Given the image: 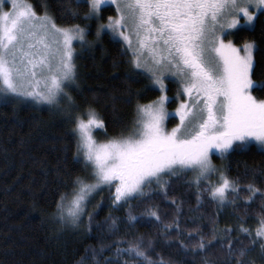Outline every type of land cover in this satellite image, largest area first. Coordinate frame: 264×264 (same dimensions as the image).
<instances>
[{"label": "snow or ice", "instance_id": "1", "mask_svg": "<svg viewBox=\"0 0 264 264\" xmlns=\"http://www.w3.org/2000/svg\"><path fill=\"white\" fill-rule=\"evenodd\" d=\"M9 2L10 10L3 11L2 5ZM85 3L86 20H100L102 6L115 5L117 16L100 24L97 36L108 30L120 37L132 52L134 67L149 74L152 86L161 95L136 105V119L127 137L98 144L93 132L105 129V121L91 106L77 108L65 92L76 77L73 41L85 42V28L58 26L47 12L38 15L27 0H0V97L31 98L49 105L65 100L74 124L72 132L77 136V157L83 154L84 175L72 179L70 197L62 193L57 201L61 224L78 226L86 202L101 185L116 184L113 205L119 206L144 195V185L153 180L159 183L161 175H174L177 168L198 170L195 184L199 188L207 180L205 190L221 207L235 203L228 200V193L241 189L222 171L212 183L218 169L210 153L215 150L223 157L236 142L248 146L252 141L264 150V101L251 93L253 88H264V83L256 84L252 79L255 42H245L240 48L231 41L225 43L222 36L228 29L237 28L241 19L252 26L257 13L264 12V0H76L77 6ZM76 15L72 13L73 18ZM169 72L181 86L177 93L181 102L175 112L180 122L171 131L164 126L171 115L165 109L170 98L164 94ZM246 188L249 195L245 203L250 204L260 189L252 184ZM148 215L160 221L157 210H150ZM128 219L137 218L129 213ZM174 224L175 231L182 234L179 219ZM115 226L113 220L110 230ZM172 229V224L164 225L165 233ZM195 231L199 234L198 229ZM223 231L229 238L220 264H232L234 257L236 264H249L245 259L248 252L264 241V218L254 236L250 228L238 229L250 240L249 244L240 241V247L230 238L233 229ZM192 236L188 233V238ZM224 238L220 237L222 248ZM216 239L214 235L205 241L201 235L197 245L189 248L181 241L180 247L186 252H204ZM260 248L264 253V242ZM153 251L154 242L140 237L127 248L117 247L116 254H127L137 264H172L162 256L153 259ZM205 264H209L207 258Z\"/></svg>", "mask_w": 264, "mask_h": 264}, {"label": "trees", "instance_id": "2", "mask_svg": "<svg viewBox=\"0 0 264 264\" xmlns=\"http://www.w3.org/2000/svg\"><path fill=\"white\" fill-rule=\"evenodd\" d=\"M27 2L37 14L49 13L58 26L79 25L88 38H96L91 48L76 56V80L68 93L77 108L91 106L99 113L106 124L103 138L131 132L136 105L154 100L160 92L147 74L135 69L132 55L121 41L107 31L97 37L99 25L116 14L115 8L104 6L100 20H86V3ZM73 12L77 13L75 18ZM228 34L226 40H234L237 47L255 42L252 79L256 84L264 83V12L258 13L252 27ZM167 91L175 95L176 82L168 81ZM252 93L264 100V88H253ZM68 112L65 100L49 105L0 97V264H137L127 254L117 256L116 249L127 248L140 237L154 242L153 259L162 256L172 264H205L207 258L209 264H220L229 238L223 231L226 228L233 229L230 238L236 247L241 246L240 241L249 244L248 236L238 231L240 225L250 228L254 236L255 224L264 218V150L256 144L235 143L224 156L226 175L241 189L230 192L235 203L221 207L205 190L207 182L198 188L188 180L187 172L181 171L167 175L161 184H147L144 195L119 206L113 205L114 187H106L85 208L80 226L73 229L61 224L57 201L62 193L71 194L72 179L84 175V160L77 157V136ZM249 184L260 193L246 204ZM150 210L159 212V222L148 215ZM129 213L137 219L129 221ZM177 219L182 234L175 231ZM113 220L115 230H110ZM169 224L173 229L165 233L164 225ZM190 232L192 238H188ZM201 235L205 241L214 235L217 239L204 252H186L180 247L181 241L189 248L197 245ZM220 237H225V248ZM257 246L245 257L249 264H264V253ZM232 264H236L235 257Z\"/></svg>", "mask_w": 264, "mask_h": 264}, {"label": "rangeland", "instance_id": "3", "mask_svg": "<svg viewBox=\"0 0 264 264\" xmlns=\"http://www.w3.org/2000/svg\"><path fill=\"white\" fill-rule=\"evenodd\" d=\"M113 6L114 8H115V11H116V7H115V5H112V4H105V5H103L102 7H104V6ZM10 8H11V4H10V2L9 3H4L3 5H2V10L3 11H9L10 10ZM45 13V12H44ZM44 13H42V14H38V15H43ZM259 13V12H258ZM258 13H257V15H258ZM48 15L50 16V14L48 13ZM117 16V13L114 15V16H112V17H116ZM107 20H108V18H107ZM107 20L105 21V22H103L102 24H106L107 23ZM242 21H243V19H242ZM254 23V22H253ZM245 26H247V27H252V26H248L246 23H245ZM62 27V26H61ZM104 31H107V32H109L110 34H111V36L113 37V38H115V39H117V40H119V41H121L125 46H126V48H127V45L123 42V40L120 38V37H118V36H114L110 31H108V30H104ZM104 31H101L100 32V35L104 32ZM99 35V36H100ZM99 36H97V37H99ZM226 36H223L222 38L224 39V42L225 43H228L227 42V40H226V38H225ZM96 43V38L95 39H90V38H88L87 37V35H85V42L83 43V44H81L79 41H73V45H72V47H73V52H74V65H75V72H76V62H75V59H76V56L78 55V54H80L81 52H83V51H85V50H87V49H89V48H91L94 44ZM240 48H242V47H240ZM129 52H130V54L132 55V52L130 51V50H128ZM132 60H133V55H132ZM136 69V68H135ZM136 70H138V71H142L143 73H145V74H147L148 76H149V74L146 72V71H143V70H141V69H136ZM150 77V76H149ZM75 80H76V77H75ZM168 81H174V82H176V84H177V92H176V94L175 95H171V94H169L168 93V91H166V93H164L165 95H167L169 98H170V100L168 101V102H166L165 103V109L171 114L165 121H164V126H165V128L168 130V131H171V129L172 128H174V127H176L177 126V124H179V117L178 116H176L175 115V112H176V110H177V108L179 107V104H180V102H181V100L180 99H177V93H178V91H180L181 90V86H180V84H179V82H178V80H177V78H175V77H173V76H171V73L169 72L167 75H166V78H165V80H164V83H165V86H166V89H167V82ZM73 85V83L72 84H70V86H72ZM70 86H68V87H66L65 88V92L69 95V88H70ZM160 92V91H159ZM251 93H252V90H251ZM161 95V92L159 93V95H158V97ZM252 95L254 96V94L252 93ZM157 97V98H158ZM255 97V96H254ZM157 98H155V99H157ZM256 98V97H255ZM3 99H7V100H13V101H15L16 102V100L17 99H19V100H23V101H30V102H33V103H38V102H36V101H34V100H32L31 98H28V99H25V98H23V97H15V96H12V95H9V96H7V98H3ZM154 99V100H155ZM182 99H186V97H184V98H182ZM258 101H264V100H261V99H258V98H256ZM153 101V100H152ZM151 102V101H150ZM149 103V102H148ZM39 104H45V103H39ZM146 104V103H145ZM172 122V123H171ZM132 131V130H131ZM102 132H103V129H96V130H94V132H93V135H94V138H95V140H96V142L99 144V143H106L109 139H106V138H103L102 137ZM131 132H129L128 134H126L125 136H123V137H127L129 134H130ZM116 138H120V137H116ZM112 139V138H111ZM236 143H240V142H236ZM250 144H256L254 141H252V142H250ZM258 146V145H257ZM80 156L83 158V154L81 153L80 154ZM225 156V155H224ZM224 156L222 157L218 152H216L215 150H213L211 153H210V158H211V162H212V164H213V166L216 168V169H218V171L215 173V174H213L212 175V177H211V181H212V183L213 184H215L216 182H217V180H218V177H219V175H220V172L222 171V172H224V174L226 175V172H225V168L223 167V165H224ZM84 160V159H83ZM187 172V174H188V180H190V181H193V182H195V178H196V176H197V172H198V170H182V169H179V168H177L176 169V173H178V172ZM171 173H166V174H163V175H161V177H160V181H159V183L156 181V180H153L150 184H161V182H163L164 180L163 179H165L166 178V176L167 175H170ZM205 182H207L208 183V181L207 180H204ZM90 183L91 182H94V181H92V180H90L89 181ZM203 182V181H202ZM147 185V184H146ZM146 185H144V187L146 186ZM112 187H114V192H115V187H116V184L114 183V184H112L111 185ZM106 187H110L109 185H101V187H100V189H98L97 191H95L90 197H89V199H88V201L86 202V204H85V208L88 206V204L90 205V203H91V200L92 199H94V197L101 191V190H103L104 188H106ZM144 187H143V189H144ZM230 192L228 193V200L229 201H231V197L232 196H230ZM69 197H70V195H69ZM113 197H114V194H113ZM217 202V201H216ZM218 203V202H217ZM219 204V203H218ZM227 204H229V203H227ZM226 205V204H225ZM85 212L86 211H84V213H83V215H82V218H81V222L78 224V226H80L81 224H82V220H83V217H84V214H85ZM64 226H66V227H68V228H73L74 229V227L73 226H70V225H64ZM78 226H75V227H78ZM240 226H243L242 224L240 225ZM259 226V224H255V230L257 229V227ZM239 227V226H238ZM219 229H220V227H219ZM237 230V229H236ZM254 230V231H255ZM220 232H222V229H220ZM255 234V233H254ZM261 242H264V241H261ZM260 242V243H261ZM260 243H256V248H255V250L256 249H258V246L257 245H260Z\"/></svg>", "mask_w": 264, "mask_h": 264}, {"label": "flooded vegetation", "instance_id": "4", "mask_svg": "<svg viewBox=\"0 0 264 264\" xmlns=\"http://www.w3.org/2000/svg\"><path fill=\"white\" fill-rule=\"evenodd\" d=\"M241 27H246L245 26V22H244V20L242 21V19H241V21H240V25L237 27V28H235V29H228L226 32H225V34L223 35V36H226V34H228V33H230V32H232V33H234L237 29H239V28H241ZM222 36V37H223ZM227 36H229V34L227 35ZM229 39V38H228ZM228 42L229 41H231L234 45H235V43L232 41V40H227ZM236 46V45H235Z\"/></svg>", "mask_w": 264, "mask_h": 264}]
</instances>
